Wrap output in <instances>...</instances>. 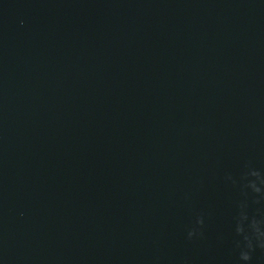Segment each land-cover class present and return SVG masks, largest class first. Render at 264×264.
<instances>
[{
    "label": "water",
    "instance_id": "1",
    "mask_svg": "<svg viewBox=\"0 0 264 264\" xmlns=\"http://www.w3.org/2000/svg\"><path fill=\"white\" fill-rule=\"evenodd\" d=\"M0 264H264V0H0Z\"/></svg>",
    "mask_w": 264,
    "mask_h": 264
}]
</instances>
